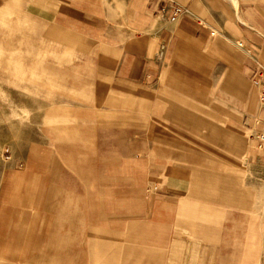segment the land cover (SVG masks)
<instances>
[{
	"label": "crops",
	"instance_id": "obj_1",
	"mask_svg": "<svg viewBox=\"0 0 264 264\" xmlns=\"http://www.w3.org/2000/svg\"><path fill=\"white\" fill-rule=\"evenodd\" d=\"M117 5L129 18L119 36ZM59 7L60 24L54 10L46 19L51 29L67 45L100 50L108 137L129 139L139 117L147 148L138 161L130 148L100 154L88 170L70 156L52 155L42 166L0 154V264H264L261 214L246 209L258 198L232 175L264 172V0H61ZM211 72L246 83L231 108L251 141L247 164L230 165L238 152L225 145L195 161L181 150V140L216 139L212 122L198 132L174 109L202 93L210 109L211 81L203 90L194 82ZM74 167L80 192L71 197L59 174Z\"/></svg>",
	"mask_w": 264,
	"mask_h": 264
},
{
	"label": "rangeland",
	"instance_id": "obj_2",
	"mask_svg": "<svg viewBox=\"0 0 264 264\" xmlns=\"http://www.w3.org/2000/svg\"><path fill=\"white\" fill-rule=\"evenodd\" d=\"M60 3L61 0H0V154L16 162H37L42 166L50 165L52 155L57 154L58 159L70 156L64 159L78 161L79 165L83 162L88 170L99 159L98 155L110 157L113 150L130 148L138 161L142 149L147 148L146 142L140 140L139 117L134 118L129 139L108 137L109 115L100 110L109 106L104 92L108 83L102 78L107 72L98 67L99 61L95 59L100 50L89 46L88 52L85 47L67 45L60 30H53L46 23L52 16L50 10H54L53 16H58L55 22L60 24ZM69 3L83 6L86 0H69ZM52 4L56 7H51ZM126 20L129 18L117 5L118 36L125 32L119 26H124ZM208 76L202 74L194 83L203 90L208 80L211 81L210 109L208 101L204 105L203 93L195 103H176L174 109L179 108L182 122H197L198 132L207 128L201 122H212V137L216 139L181 140V150H186L188 158L195 161L199 158L195 155L206 156V152L225 145L238 152L229 156L230 165L247 164L244 156L250 152L251 141L239 133L236 110L231 108L237 105L245 82L229 75L226 88L221 72H211ZM244 92L247 94L246 88ZM186 126L182 123V128ZM188 128L190 132L192 126ZM59 175L69 180V188L65 190L68 195L78 196L76 167ZM232 175L243 180L247 196L258 198V203L246 209L260 213L264 227V172L236 171Z\"/></svg>",
	"mask_w": 264,
	"mask_h": 264
},
{
	"label": "built area",
	"instance_id": "obj_3",
	"mask_svg": "<svg viewBox=\"0 0 264 264\" xmlns=\"http://www.w3.org/2000/svg\"><path fill=\"white\" fill-rule=\"evenodd\" d=\"M179 10H175L174 15L178 14ZM259 69L262 71V74L258 76L259 79H262L264 76V69L262 67H259ZM264 89V88H263ZM262 139L264 138V134L260 136ZM7 158V157H6Z\"/></svg>",
	"mask_w": 264,
	"mask_h": 264
},
{
	"label": "bare ground",
	"instance_id": "obj_4",
	"mask_svg": "<svg viewBox=\"0 0 264 264\" xmlns=\"http://www.w3.org/2000/svg\"><path fill=\"white\" fill-rule=\"evenodd\" d=\"M235 4V3H234Z\"/></svg>",
	"mask_w": 264,
	"mask_h": 264
}]
</instances>
